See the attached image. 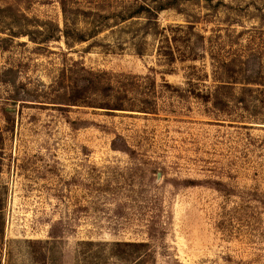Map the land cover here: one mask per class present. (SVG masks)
<instances>
[{"label": "rangeland", "instance_id": "obj_1", "mask_svg": "<svg viewBox=\"0 0 264 264\" xmlns=\"http://www.w3.org/2000/svg\"><path fill=\"white\" fill-rule=\"evenodd\" d=\"M66 2L0 0L85 36L0 22V264H264V0Z\"/></svg>", "mask_w": 264, "mask_h": 264}, {"label": "trees", "instance_id": "obj_2", "mask_svg": "<svg viewBox=\"0 0 264 264\" xmlns=\"http://www.w3.org/2000/svg\"><path fill=\"white\" fill-rule=\"evenodd\" d=\"M168 4V7L170 4V2H165ZM164 3V4H165ZM165 4L164 6H154L153 8L149 7L146 8L147 14H149V20L152 19H156L155 17L158 16V13L164 9H166L165 7H167ZM67 2L66 0H61V6L63 9V12L65 15H67ZM92 14L93 16L97 15V14H93V13H89ZM7 21V22H6ZM9 21V24H7ZM0 22L2 25V33L7 34L6 32L8 31L10 33L11 36L13 37H19V36H24V37H28L30 39V41H36L37 39V35L43 37L42 38V42H46V41H58L62 39V36L65 35V37L67 38V40L70 39V37H76L75 39L80 40V41H85V36H70V31L68 30V27L65 26V28H61V26L59 24H54L52 22H46V21H42L36 18H28L27 16H25L24 14H18L16 11H14L11 7L9 8H0ZM157 23V22H154ZM10 25V27H6ZM31 25L32 26H39L42 27L43 30H31ZM193 26H190L189 28H192ZM16 29V30H15ZM165 38V42L168 44L170 43L172 40L167 37L166 35L164 36ZM9 39V38H7ZM7 39H3L2 42L5 43L6 41H8ZM167 57H173L172 54H166ZM75 99V98H73ZM72 103H77L75 100H71ZM125 102H123V100H118L117 104L112 105V104H108L109 106H113L118 108L117 110H123L121 108H124L126 106H124ZM143 110H149L148 108H143ZM148 113V112H146ZM112 148L115 151H122V152H129L130 149L127 146H117V140H114L112 143ZM134 245V244H132Z\"/></svg>", "mask_w": 264, "mask_h": 264}]
</instances>
